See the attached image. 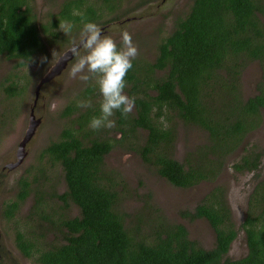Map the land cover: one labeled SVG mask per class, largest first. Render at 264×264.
Here are the masks:
<instances>
[{
	"label": "trees",
	"instance_id": "16d2710c",
	"mask_svg": "<svg viewBox=\"0 0 264 264\" xmlns=\"http://www.w3.org/2000/svg\"><path fill=\"white\" fill-rule=\"evenodd\" d=\"M47 1H59L57 10L38 15L35 0H0V57L14 61L0 82L5 100L25 92L14 71L38 57L49 60L50 47L69 45L68 35L84 22L101 27L121 20L106 15L122 0ZM64 20L74 25L67 35L59 30ZM255 62L261 70L256 94L244 97L242 72ZM132 63L124 90L135 97L132 112L127 117L115 112L112 129L91 130L88 123L99 115L102 97L97 83L87 84L80 100L91 99L92 107L69 103L58 138L40 151L34 171L16 180L13 198L0 209L3 223L13 222L14 247L30 264H264V177L259 180L257 174L264 153L245 143L260 128L264 110V0H191L172 31L159 37L153 60L136 57ZM179 125L193 126L206 138L183 161L172 157ZM112 131L119 139L109 136ZM139 131L145 132L143 138ZM116 145L180 189L215 182L241 151L231 170L256 176L245 217L235 227L222 187L213 188L192 210L180 211L182 219L207 222L214 240L206 249L159 210L134 216L122 212L117 189H124V181L104 163ZM46 166L62 173V193L55 191ZM28 198L29 211L18 217ZM71 206L78 215H66ZM238 230L244 233L246 254L230 259ZM3 258L0 252V264H18L10 255Z\"/></svg>",
	"mask_w": 264,
	"mask_h": 264
},
{
	"label": "rangeland",
	"instance_id": "374dc122",
	"mask_svg": "<svg viewBox=\"0 0 264 264\" xmlns=\"http://www.w3.org/2000/svg\"><path fill=\"white\" fill-rule=\"evenodd\" d=\"M58 3L59 1L56 3L35 0V9L38 15L56 11ZM190 3L191 0H122L111 14L106 15V17L109 15L108 19L118 16L121 20L108 24L103 33L111 36L121 47V32L128 31L138 47L137 57L152 61L155 44L159 37L166 36L172 31L174 21L184 16ZM80 30L68 35V40L71 42L64 48H60V44L50 47L47 58L49 60L38 57L35 64L14 71L19 77V85H26L25 92L21 96L5 100L0 93V209L2 204L13 198L16 180L31 174L39 163L40 151L58 138L61 129L66 124V120L62 117L64 108L71 102L80 101L81 92L87 84L96 83L95 78L87 82L71 78V67L77 59L74 57L59 76L42 85L34 107L35 119L38 120L35 133L25 145V156L22 162L13 169L7 168L8 165L16 162L18 145L27 129L29 108L33 101L37 81L57 57L75 41L72 39ZM78 38L79 36L75 39ZM13 65L14 61L0 57V82L12 72ZM260 78L261 70L256 62L244 69L241 76V91L244 97L256 94L255 86ZM138 135L143 138L145 132L139 131ZM109 136L115 139L120 137L115 131L110 132ZM205 143L206 138L202 131L193 126L179 125L176 127L172 157L183 161L188 154ZM245 143L249 146H257L264 153V110L260 128L252 133ZM240 152L237 151L235 156L228 160L227 166L215 182L200 183L188 189L173 187L157 176L137 154L120 148L118 145L113 147L104 163L107 170L114 171L124 181V189H117L120 199L119 209L122 212L134 216L139 212L152 214L154 210H159L169 221L183 224L191 240L209 249L213 244L214 235L207 222L203 219L196 221L182 219L179 217V212L192 210L213 188L222 187L235 227L238 228L246 214L248 197L256 184V176L253 173L235 174L231 170L230 165L237 161ZM46 168L50 171L48 174H52L55 191L62 193L65 190L62 173L57 167L48 169L46 166ZM257 171L260 176L259 180H261L264 177V157ZM31 205L32 201L28 198L21 206L18 217L24 216ZM65 213L68 217H73L78 215V210L75 206H71ZM12 223L4 224L0 215V252L5 259H9L10 255L16 259L18 264H30L21 257L13 245ZM48 240H52V236H47ZM246 250L244 233L238 230L227 257L240 259L246 254Z\"/></svg>",
	"mask_w": 264,
	"mask_h": 264
},
{
	"label": "clouds",
	"instance_id": "9594fccd",
	"mask_svg": "<svg viewBox=\"0 0 264 264\" xmlns=\"http://www.w3.org/2000/svg\"><path fill=\"white\" fill-rule=\"evenodd\" d=\"M73 27L71 21L59 22V30L65 35L71 33ZM121 45L118 48L116 41L104 34L96 23L86 21L80 30L79 42L71 49L72 56L77 58L71 67V78L83 82L95 78L102 97L99 115L92 116L88 123L93 131L114 128L115 120L112 117L115 112L120 111L127 117L135 105V97H129L124 90L127 86L125 77L139 51L128 31L121 32ZM77 107L90 108L92 101L80 100Z\"/></svg>",
	"mask_w": 264,
	"mask_h": 264
},
{
	"label": "water",
	"instance_id": "95a60500",
	"mask_svg": "<svg viewBox=\"0 0 264 264\" xmlns=\"http://www.w3.org/2000/svg\"><path fill=\"white\" fill-rule=\"evenodd\" d=\"M108 25L101 26L100 28L104 31V29ZM79 42V38L75 40L67 49H65L54 61V63L48 68V70L42 75V77L37 81L35 88H34V93H33V101L32 104L30 105L29 108V114H28V125L27 129L25 131L23 139L20 141L16 153V162L8 165L7 168L13 169L16 166H18L22 160L24 159L25 156V145L29 140L32 138V136L35 133V130L38 125V120L35 119L34 115V107L38 98L39 90L42 85H45L55 77L59 76L62 71L66 68L67 64L74 58L71 54V49L74 46V44Z\"/></svg>",
	"mask_w": 264,
	"mask_h": 264
}]
</instances>
